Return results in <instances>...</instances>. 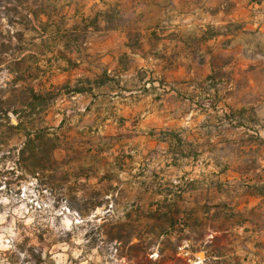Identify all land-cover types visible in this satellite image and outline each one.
Here are the masks:
<instances>
[{
	"label": "rangeland",
	"instance_id": "obj_1",
	"mask_svg": "<svg viewBox=\"0 0 264 264\" xmlns=\"http://www.w3.org/2000/svg\"><path fill=\"white\" fill-rule=\"evenodd\" d=\"M244 3L246 33L253 35L264 6L261 0ZM235 4L223 0L216 8L226 14ZM123 5L121 0H0V86L15 70L27 80L18 83L17 100L23 86L53 94L59 87L48 110L53 125L62 109L70 108L69 124L58 131L60 147L45 169L37 166L28 174L0 148V264H264V198L250 197L264 195L262 65L250 59L236 67L229 59V69L216 76L217 88L224 86L221 79L228 91L242 93V128L231 115L222 116L224 124L234 123L213 134L226 142L197 146L201 156L191 161L158 150L140 153L128 141L133 132L127 128L91 132L78 125L89 122L75 112L83 100L67 94L84 86L76 82L79 43L101 28L93 17L125 26ZM233 20L223 25L228 31L237 29ZM138 39L130 36L131 43ZM252 41L259 51L260 43ZM243 54L250 56L249 50ZM106 134L124 137L115 142L102 139ZM130 156L155 159L131 164ZM215 165L230 168L228 183L214 176ZM236 169L240 173L232 172Z\"/></svg>",
	"mask_w": 264,
	"mask_h": 264
},
{
	"label": "crops",
	"instance_id": "obj_2",
	"mask_svg": "<svg viewBox=\"0 0 264 264\" xmlns=\"http://www.w3.org/2000/svg\"><path fill=\"white\" fill-rule=\"evenodd\" d=\"M121 1L126 25L111 26L107 19L93 17L101 28L94 27L88 32L92 39L84 37L79 43L82 58L77 59L80 74L76 82L84 86L70 90L67 95L83 100L75 112L81 118H89V122L78 121L81 130L108 132L127 128L133 132L128 141L142 150L140 153L143 148L147 154L158 150L166 157L181 155L188 161L201 156L197 146L226 142L217 140L213 133L231 128L233 121L241 125L240 115L246 104L242 93L232 88L229 92L221 79L222 89L213 82L232 63L237 67L252 59L264 67V13L259 28L251 35L246 33L247 24L243 22L245 0H235L234 8L226 14L216 8L223 0ZM261 4L264 6V0ZM233 19L237 21V29L228 31L223 25ZM131 35L139 38L136 43H131ZM247 39L251 43H246ZM254 39L260 43L259 51L253 46ZM246 50L249 57L243 54ZM217 57L224 58V62L217 63ZM122 59H128L129 64H122ZM229 59L232 63H228ZM62 111L56 125L49 122L47 112L48 124L57 127L61 123V128L69 124L65 113L70 108ZM230 115L233 121L224 124L222 116ZM240 128L236 126L234 130ZM102 137L120 142L124 136ZM145 156L141 163L155 159ZM209 160L213 163L212 158ZM140 161L131 157L130 162ZM215 166L214 176L228 183L230 168ZM237 171L232 170L240 173ZM250 197L263 199L264 195L252 193Z\"/></svg>",
	"mask_w": 264,
	"mask_h": 264
},
{
	"label": "trees",
	"instance_id": "obj_3",
	"mask_svg": "<svg viewBox=\"0 0 264 264\" xmlns=\"http://www.w3.org/2000/svg\"><path fill=\"white\" fill-rule=\"evenodd\" d=\"M9 73L13 75L12 79L4 87L0 86V148H6L3 155L13 165L34 174L37 166L45 169L44 163L53 162L52 152L61 144L58 133L61 123L53 127L46 121L49 106L61 90L56 87L57 93L53 94L42 89L36 91L27 85L21 88V99L17 100V85L27 80L15 70ZM12 118L16 124L12 123Z\"/></svg>",
	"mask_w": 264,
	"mask_h": 264
},
{
	"label": "water",
	"instance_id": "obj_4",
	"mask_svg": "<svg viewBox=\"0 0 264 264\" xmlns=\"http://www.w3.org/2000/svg\"><path fill=\"white\" fill-rule=\"evenodd\" d=\"M12 123H13V124H16V120H15V119H13V120H12Z\"/></svg>",
	"mask_w": 264,
	"mask_h": 264
}]
</instances>
